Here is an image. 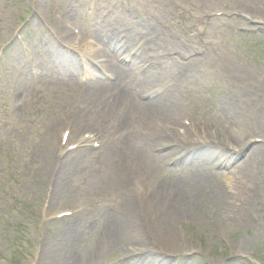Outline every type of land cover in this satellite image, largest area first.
Listing matches in <instances>:
<instances>
[{
  "label": "rangeland",
  "instance_id": "1",
  "mask_svg": "<svg viewBox=\"0 0 264 264\" xmlns=\"http://www.w3.org/2000/svg\"><path fill=\"white\" fill-rule=\"evenodd\" d=\"M36 9L40 10L46 28L59 14L69 10L76 13L73 31L84 43L77 50L65 52L63 59H73L75 53L82 65L76 74L77 85L60 92L62 101L56 99L58 86L51 77H45L40 69L37 71L38 66L50 64L51 60L46 53L49 46L45 44V30L31 25ZM134 10L154 20L163 31L160 40L168 47L167 56L174 54V49L182 51L185 59L172 57L178 65L186 64L188 58L200 57L196 72L188 74L184 92L178 99L179 110L187 114L183 119L186 127L167 132L171 145L158 148L157 152L169 157L153 175L142 177L147 187L156 189L170 180H183L180 173H188L189 180L197 184L200 176L184 166V162L174 166L172 160L181 156L176 144L187 146L190 139L197 137L220 141L229 125L232 128L226 132L241 137V131L221 117L220 108L238 100L249 87L264 107V30L260 28L264 7L256 0H0V264H73L70 248L75 246V240H66L68 237L64 236L67 223L78 222L82 226L84 238L78 237L81 241L75 253L88 254L93 248L92 231L96 234L100 231L105 216L117 212L127 190L131 191L124 180L133 174L121 176L120 191L95 183L101 177H109L111 166L116 164L115 155L109 165L100 150L106 143L104 140L97 141L95 147L90 142L93 147H87V162L71 167L73 177L67 179L61 172L67 152L74 157L73 152L79 148L69 138L65 123L73 115L81 116L91 103L85 94L80 95L81 88H96V83L110 82L106 75L99 80L84 75V65L89 62L85 52L94 43L98 27L119 29L132 43L138 41L133 39L135 33L143 32L131 19ZM154 48L150 46L148 51L143 46L141 52L144 55L146 52L150 57L147 60L154 62L144 68L149 67L157 76L156 63L164 56ZM118 53L119 60L114 59L111 64L130 65L126 53ZM117 94L116 90H108L106 100L110 105ZM94 105L100 111L105 106L99 100ZM99 125L96 122L88 128L97 133ZM117 126L115 123L114 127ZM249 128L252 138L242 136L247 144L238 149L235 162L226 170H214L215 174L225 171V179L234 180L231 172L246 160L252 147L262 144L260 132H264V127ZM57 130V143H50ZM190 130L196 131V137ZM86 131L87 128L82 130ZM48 148L54 150V156L47 154ZM84 148L81 146L80 150L86 151ZM249 172L257 197L246 208L249 216L243 221L237 219L241 202L234 191L227 197L223 195L219 202L202 200L194 213L176 222L172 235L178 246L173 248L172 243L165 247L158 237L169 230L156 223V215L162 210L155 205L158 212H154L145 231L149 246L133 237L120 239L116 254H105L101 260H93V264H116L121 261L120 254H126L130 247L133 248L130 253L143 258L151 250L159 258L169 259L165 264H264V159L255 162ZM224 184L227 188L225 180ZM211 190L212 186L208 192ZM59 214L64 217L58 218ZM236 222L239 223L234 225Z\"/></svg>",
  "mask_w": 264,
  "mask_h": 264
},
{
  "label": "bare ground",
  "instance_id": "2",
  "mask_svg": "<svg viewBox=\"0 0 264 264\" xmlns=\"http://www.w3.org/2000/svg\"><path fill=\"white\" fill-rule=\"evenodd\" d=\"M256 1L264 7V0ZM35 12L31 25L35 28L38 27L40 31L45 30L44 40L45 44L49 46L46 53L51 60L50 64L38 66L37 71L40 69L39 72L45 77H51L50 79L58 86L56 99L62 101L63 94L60 95V92L65 88L68 89L70 86L77 85L76 74L82 65L75 57V53H72L73 59H63L65 52H70L71 49L75 50L76 47L80 48L84 43L81 37L73 31L76 26V13L69 10V13L59 14L50 27L46 28L40 10L36 9ZM131 15V19L134 20L137 27L142 28L143 32L136 34L134 31L136 29L133 27L137 38L133 37V39L138 40L135 42L136 44L122 35L124 31L119 29L108 30V26L98 27L95 32L94 43L85 52L89 62L84 65V75L86 74L95 80L106 75L110 82L96 83V88L92 86L81 88L80 95L85 94L84 96L91 99V103L88 108L84 109L81 116L73 115L72 120L65 123L67 128L69 127V138L74 140L79 145L77 148H79L73 152L74 157L67 152L68 155L65 156L64 162L62 161L64 170L61 172V175L68 176L67 179L73 177L72 174L70 175L72 165H83L87 162L86 157L89 156L87 147H95L97 141L104 140L106 143L104 147L101 145L100 150L104 151V156L109 165H111L110 159L115 155L116 164L111 166L109 177H101L95 183L104 188L111 186L120 191L122 190L121 186H123L120 182L121 176L127 173V175L133 174L129 180H124L131 191L128 192L127 190L117 212L105 216L103 225L98 228L100 231L97 234L92 231L93 242L91 237L86 239L87 242L90 240L93 243V245L91 244L93 248L88 254L80 256L75 253L81 241L79 239L84 238V229L78 222L68 221L70 223H67L64 229L66 234L64 236L68 237L66 240L69 238L75 240V246L70 248L74 254L72 257L74 259L73 264H93V260L97 262L105 254L108 256L111 253L116 254V245L120 239L133 237L145 246H149L145 231L151 225L149 220L160 208L162 213L156 215V223H161L168 228L170 234L162 232V235L158 237L161 241L158 242L165 247L172 246L173 243V248H176L178 243L172 235L176 222H179L185 215L194 213L197 204L202 200L219 202L223 195L227 197L231 191H234L235 196L241 202V213H236L237 219L241 222L248 218L246 208L257 197L249 170L259 159H264V141L262 144L252 147L246 160L231 172L234 180H229V177L226 180L225 171L218 173V175L215 174L216 169L219 171L226 170L235 162L238 149L245 148L247 144L242 140V136L246 139L252 138L249 127H264V107L262 108L250 87L245 93L240 94L238 100L228 102L220 108L221 117L227 118L235 129L241 131V137L234 132H226L230 127L229 125L223 132L225 138L220 141L201 140L197 137V139H190V145L176 144V147L181 150V156L172 160L174 166L184 162V166L200 176L197 184L194 182L195 180H189L188 173H180L183 180H170L164 187L158 186L155 189L145 185V180L142 177L153 175L169 157L167 153L159 154L157 152L158 148L163 149L171 145V140H167L169 139L167 132L178 131L186 127L183 125V119L187 117V114L179 110L178 99L184 92L183 84H186L188 74L196 72L200 57L188 58L186 64L178 65L172 57L177 56L181 59H185V57L179 49H174V54L170 57L167 56L170 53L167 52L168 47L160 40L163 31L157 23L135 10L131 12ZM260 20L263 22L260 28L264 30V20ZM148 43L151 47H155L154 49H157L160 55L164 56V59L156 63L155 72L157 76H154L149 67H147L148 70L144 68L146 64H154V62L151 63L147 60V57L149 59L150 57L146 52L145 55L141 52L143 46L149 51ZM118 52L126 53L130 65L113 66L111 64L114 59L119 60ZM93 62L96 67H93ZM30 68L32 69V66ZM109 89L118 92L117 99L114 98L115 102L114 104L110 102L111 105L106 100ZM146 97L149 99L148 101H144ZM98 100L100 105H105L101 111L100 107L94 105L98 104ZM188 121L190 126L191 121ZM96 122H99L100 125L97 133H94L88 126H92ZM115 123L118 124L117 128L114 127ZM84 128H87L86 132H82ZM190 132L196 137L195 130H190ZM56 134H58V130L54 131V135L50 137V143H57ZM87 134L90 135L86 136ZM93 138L95 140L92 142ZM260 138L264 139V132H260ZM90 142L94 145L90 146ZM81 146L86 147L84 149L87 150H80ZM47 154L55 155L51 148H48ZM224 180L227 188L224 186ZM211 186L212 190L208 192ZM237 223L239 222L234 223V225ZM131 249L133 248L130 247L129 251ZM129 251L126 254H120L121 261H116V264H122L123 261L132 264H165L169 262V259H161L158 255H154V252L151 253V250L145 258L140 254L134 256L135 253L132 254ZM84 259L85 262H83Z\"/></svg>",
  "mask_w": 264,
  "mask_h": 264
}]
</instances>
